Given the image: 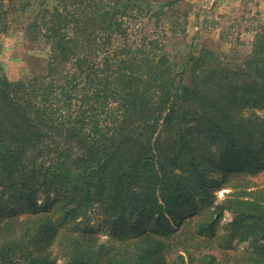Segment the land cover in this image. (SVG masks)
Returning <instances> with one entry per match:
<instances>
[{
  "label": "trees",
  "instance_id": "1",
  "mask_svg": "<svg viewBox=\"0 0 264 264\" xmlns=\"http://www.w3.org/2000/svg\"><path fill=\"white\" fill-rule=\"evenodd\" d=\"M181 1L0 0V32L27 18L49 49L45 72L0 75V264H264V25L240 66L202 49L178 69Z\"/></svg>",
  "mask_w": 264,
  "mask_h": 264
},
{
  "label": "rangeland",
  "instance_id": "2",
  "mask_svg": "<svg viewBox=\"0 0 264 264\" xmlns=\"http://www.w3.org/2000/svg\"><path fill=\"white\" fill-rule=\"evenodd\" d=\"M33 7L29 10L36 12L38 0H33ZM42 1V0H40ZM8 3V0H5ZM27 18L13 22L9 29L0 32V75L6 76L12 81L29 78L35 74L45 72L48 62L49 49L45 43L30 39L25 29ZM165 29L169 24L176 23L175 33L168 30L166 40L167 48L172 53L174 62L181 66L186 62L190 53H198L202 49L217 52L222 60L231 67L240 66L251 53L254 39L260 28L264 25V0H182L173 9L165 14L162 20ZM218 187L215 191L219 201L226 198L231 189L221 182L222 176L218 175ZM254 188L248 191L264 188V171L256 176H250ZM38 207L50 213H54V203L46 201L40 196ZM31 209L24 204L15 212L20 219H24ZM14 214V213H13ZM12 214H0V219H6ZM56 216L59 217L57 214ZM231 213L226 212L222 218V224L232 220ZM91 228L104 242H111L105 222L97 217L91 221ZM222 234L223 230H219ZM216 245L193 244L195 252L213 254L218 259L224 258V254ZM248 243L234 242L230 253L245 252ZM59 261L58 264H64Z\"/></svg>",
  "mask_w": 264,
  "mask_h": 264
}]
</instances>
